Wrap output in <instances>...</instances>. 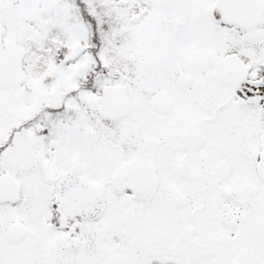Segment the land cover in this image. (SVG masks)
<instances>
[{"label": "snow or ice", "instance_id": "obj_1", "mask_svg": "<svg viewBox=\"0 0 264 264\" xmlns=\"http://www.w3.org/2000/svg\"><path fill=\"white\" fill-rule=\"evenodd\" d=\"M0 264H264V0H0Z\"/></svg>", "mask_w": 264, "mask_h": 264}]
</instances>
